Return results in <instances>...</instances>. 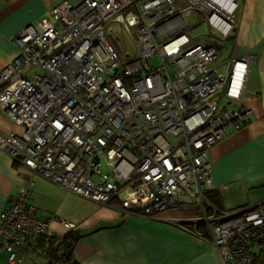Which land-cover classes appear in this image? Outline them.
I'll list each match as a JSON object with an SVG mask.
<instances>
[{
  "label": "built area",
  "instance_id": "obj_1",
  "mask_svg": "<svg viewBox=\"0 0 264 264\" xmlns=\"http://www.w3.org/2000/svg\"><path fill=\"white\" fill-rule=\"evenodd\" d=\"M239 8L238 0L62 2L14 37L20 55L0 73V108L22 131L0 135V151L25 169L27 183L0 212L5 264L32 257L35 237L56 246L64 239L30 203L34 177L148 219L194 204V226L220 264H264V199L219 212L207 195L209 151L252 113L237 105L253 57L226 58ZM194 14L205 40L189 33ZM114 24L129 37L137 30L134 56ZM53 264L75 263L59 253Z\"/></svg>",
  "mask_w": 264,
  "mask_h": 264
},
{
  "label": "crops",
  "instance_id": "obj_2",
  "mask_svg": "<svg viewBox=\"0 0 264 264\" xmlns=\"http://www.w3.org/2000/svg\"><path fill=\"white\" fill-rule=\"evenodd\" d=\"M80 1L0 0V73L19 57L20 49L13 39L22 29L38 23L62 2ZM238 1V25L225 40L232 44L226 58L247 54L253 57L242 101L236 104L252 113L244 127L229 130L222 142L209 151L214 188L207 195L219 212L233 211L222 204L226 194L223 187L230 184H238L237 189L247 196V204L240 208L264 199V0ZM21 131L22 127L0 108V135ZM26 173L0 151V212L26 185ZM34 182L30 203L38 215L49 220L52 229L62 235L71 231L60 220L75 225L72 231L79 237L71 255L75 264H220L214 246L198 234L203 232V226H194L192 220L198 215L194 204L148 219L69 194L40 177H34ZM30 251L32 258L40 257Z\"/></svg>",
  "mask_w": 264,
  "mask_h": 264
},
{
  "label": "rangeland",
  "instance_id": "obj_3",
  "mask_svg": "<svg viewBox=\"0 0 264 264\" xmlns=\"http://www.w3.org/2000/svg\"><path fill=\"white\" fill-rule=\"evenodd\" d=\"M202 17L198 14L191 17L189 22V33L192 37H200L202 40H205L208 35V28L205 23L202 22ZM113 35L117 37L121 44L122 50L127 52L129 56H134L136 54V49L134 45V40L137 36V30L133 29L132 37L127 36L118 25H113ZM127 56V55H126ZM161 64L159 58H154L151 60V65L157 67ZM238 184H230L227 186V191H225L223 206L226 205V208L237 210L240 206L247 204V196L243 193V190L239 191L237 189ZM6 252L2 253L0 258V264L6 263ZM22 264H45L44 260L40 257L32 258L26 257L23 259Z\"/></svg>",
  "mask_w": 264,
  "mask_h": 264
},
{
  "label": "trees",
  "instance_id": "obj_4",
  "mask_svg": "<svg viewBox=\"0 0 264 264\" xmlns=\"http://www.w3.org/2000/svg\"><path fill=\"white\" fill-rule=\"evenodd\" d=\"M77 233L76 231H71L66 234L58 246L47 243L43 238L38 236L33 239L27 248L32 250L33 254L43 257L46 260V264H53L59 253L66 254L69 262H72V249L79 238Z\"/></svg>",
  "mask_w": 264,
  "mask_h": 264
},
{
  "label": "bare ground",
  "instance_id": "obj_5",
  "mask_svg": "<svg viewBox=\"0 0 264 264\" xmlns=\"http://www.w3.org/2000/svg\"><path fill=\"white\" fill-rule=\"evenodd\" d=\"M201 238H203V239H205V240H207V238L206 237H202V236H200Z\"/></svg>",
  "mask_w": 264,
  "mask_h": 264
}]
</instances>
